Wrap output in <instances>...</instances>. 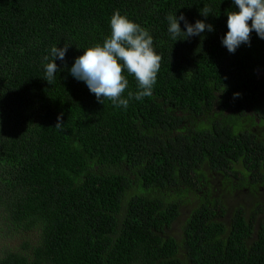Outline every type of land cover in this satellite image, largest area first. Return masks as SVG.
<instances>
[{"label":"trees","instance_id":"1","mask_svg":"<svg viewBox=\"0 0 264 264\" xmlns=\"http://www.w3.org/2000/svg\"><path fill=\"white\" fill-rule=\"evenodd\" d=\"M234 10L233 0H0V264H264V39L253 31L230 53ZM117 11L161 56L152 96L126 109L70 72L110 37ZM175 14L214 30L175 42ZM65 44L50 84L51 48ZM126 78L125 97L138 90ZM229 185L248 201L225 203Z\"/></svg>","mask_w":264,"mask_h":264},{"label":"clouds","instance_id":"2","mask_svg":"<svg viewBox=\"0 0 264 264\" xmlns=\"http://www.w3.org/2000/svg\"><path fill=\"white\" fill-rule=\"evenodd\" d=\"M233 3L238 10L228 12V31L222 37V44L230 53H235L242 44L250 46L253 31L264 39V0H233ZM201 12L207 17L211 9L205 5ZM166 19L169 23L168 31L175 42L198 36L205 30H214L213 25L205 20L189 23L183 14L168 15ZM180 21H184L186 30L181 28ZM249 21H252L251 25ZM110 26V37L103 44L87 48L75 59L70 72L78 81L86 83L98 102L104 104L106 99H110L113 105L126 109L131 99L142 100L152 96L161 67V56L154 50L153 38L148 31L118 11L112 16ZM68 48L69 44L62 48H51L53 60L46 64L43 77L50 84L60 70L56 60L59 58L63 61ZM126 73L133 75L138 85V90L128 91L127 97L123 95L129 86ZM62 123L61 114L56 126L60 127Z\"/></svg>","mask_w":264,"mask_h":264},{"label":"rangeland","instance_id":"3","mask_svg":"<svg viewBox=\"0 0 264 264\" xmlns=\"http://www.w3.org/2000/svg\"><path fill=\"white\" fill-rule=\"evenodd\" d=\"M210 183H211L212 188H214V185H219L217 178L210 179ZM230 186L231 185H229L226 189L221 191V193H223L222 197L225 200V203H227L230 207L233 208L234 206L238 205L239 202L243 203V202L248 201L245 193L242 190L236 192V194H235V192H233V193L231 192ZM218 187L221 189L220 186H218ZM213 195L217 196V197L220 196V194H217L215 191H214ZM175 226H176V229H179L178 223H176Z\"/></svg>","mask_w":264,"mask_h":264},{"label":"flooded vegetation","instance_id":"4","mask_svg":"<svg viewBox=\"0 0 264 264\" xmlns=\"http://www.w3.org/2000/svg\"><path fill=\"white\" fill-rule=\"evenodd\" d=\"M240 190H242L245 193V195L248 193V189L246 187H244V188H235L234 189L235 194H236V192H238Z\"/></svg>","mask_w":264,"mask_h":264}]
</instances>
